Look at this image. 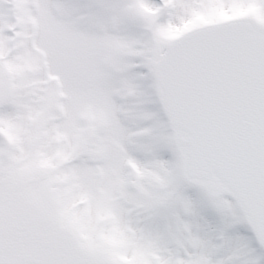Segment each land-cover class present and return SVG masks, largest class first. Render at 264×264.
Here are the masks:
<instances>
[{"label":"snow or ice","instance_id":"snow-or-ice-1","mask_svg":"<svg viewBox=\"0 0 264 264\" xmlns=\"http://www.w3.org/2000/svg\"><path fill=\"white\" fill-rule=\"evenodd\" d=\"M0 264H264V0H0Z\"/></svg>","mask_w":264,"mask_h":264}]
</instances>
